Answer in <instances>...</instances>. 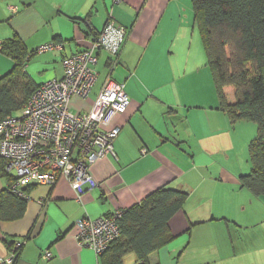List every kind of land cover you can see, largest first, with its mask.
Masks as SVG:
<instances>
[{
	"label": "crops",
	"instance_id": "crops-1",
	"mask_svg": "<svg viewBox=\"0 0 264 264\" xmlns=\"http://www.w3.org/2000/svg\"><path fill=\"white\" fill-rule=\"evenodd\" d=\"M190 1L0 0L1 43L16 37L28 52L54 41L63 45L26 64L35 86L61 79L62 60L86 49L106 22L124 28L113 70L101 51L89 98L74 99L71 111L87 112L108 76L124 84L130 100L107 128L120 127L114 156L90 167L98 185H84L81 194L60 178L53 186H30L27 199H16L8 192L15 175L6 173L0 159V259L19 243L14 264H100L93 251L77 245L75 223L122 216L168 187L187 197L144 264H264V229L258 225L264 226V213L250 218L261 197L240 184L250 170L247 163L240 166L237 153L250 139L242 136L245 122L231 125L220 109L203 48L196 44L191 51L197 30ZM12 67L0 52V78ZM44 251L52 258L44 260ZM122 262L141 264L131 252Z\"/></svg>",
	"mask_w": 264,
	"mask_h": 264
},
{
	"label": "built area",
	"instance_id": "built-area-1",
	"mask_svg": "<svg viewBox=\"0 0 264 264\" xmlns=\"http://www.w3.org/2000/svg\"><path fill=\"white\" fill-rule=\"evenodd\" d=\"M9 10L15 13L17 8ZM125 37L124 28L106 22L86 49L62 60L61 79L53 78L38 85L20 115L0 120V159L6 173L15 175L8 188L10 194L27 199L28 187L53 186L60 178L74 184L79 194L85 190L84 185L90 188L98 185L89 169L99 160L114 156L113 141L120 127L107 128L114 116L129 108L130 100L124 84L108 76L87 112H72L71 102L89 98L101 51L109 55V69L113 70ZM62 49L63 45L54 41L39 46L35 53ZM120 218L121 212H116L109 217L77 221L73 235L77 245L101 256L120 237ZM21 246L14 243L0 264H14ZM42 257L49 260L52 254L44 251Z\"/></svg>",
	"mask_w": 264,
	"mask_h": 264
},
{
	"label": "trees",
	"instance_id": "trees-1",
	"mask_svg": "<svg viewBox=\"0 0 264 264\" xmlns=\"http://www.w3.org/2000/svg\"><path fill=\"white\" fill-rule=\"evenodd\" d=\"M191 8L220 109L231 125L239 122L256 125V137L248 145L250 173L240 178V184L254 197H262L264 0H191ZM0 52L13 62L11 71L0 78L2 120L21 111L37 86L24 70L35 51L28 52L23 42L14 37L1 43ZM225 89L230 91L231 99ZM186 197L183 190L160 187L139 205L123 211L118 220L120 237L98 257L100 264H123L122 258L129 252L144 264L147 255L162 243L169 231V221L181 210Z\"/></svg>",
	"mask_w": 264,
	"mask_h": 264
},
{
	"label": "rangeland",
	"instance_id": "rangeland-1",
	"mask_svg": "<svg viewBox=\"0 0 264 264\" xmlns=\"http://www.w3.org/2000/svg\"><path fill=\"white\" fill-rule=\"evenodd\" d=\"M190 4H191V1H190ZM190 11H191V19H192V8L191 7H190ZM182 19L185 20L184 16H183ZM196 44H199V48H202L197 32L195 33V37H194L193 43H192L191 51L193 53H195L194 51H195ZM36 55H34V56H36ZM37 56H39V55H37ZM208 72H209V76H211L209 68H208ZM211 80H212L211 77H210V80L208 78V83L211 84L212 90H213L214 89V87H213L214 85H213V82ZM225 92L227 94L228 99H231L230 91L225 89ZM18 115H20V111L13 113V116H15V117H17ZM241 124H245L244 127H242V129H241L243 131L242 132V136H247V137H249L250 140H249L248 144H246V145L243 144V146H241V148L238 150L237 154H239L240 166L244 168L246 166V163H247L248 166H249V170H250V162H249V156H248V145L256 137L257 130H256V125L254 123L245 122V123H241ZM257 205H258V211H253L254 214H252L250 216L251 220L255 219L256 217H258V219H262L261 218V214L264 213V197H261L259 200H257ZM258 225L261 226L260 227L261 229H264V226H262V224H258Z\"/></svg>",
	"mask_w": 264,
	"mask_h": 264
}]
</instances>
